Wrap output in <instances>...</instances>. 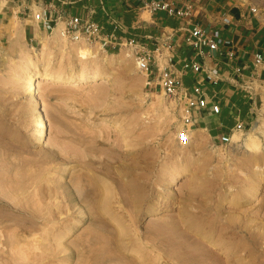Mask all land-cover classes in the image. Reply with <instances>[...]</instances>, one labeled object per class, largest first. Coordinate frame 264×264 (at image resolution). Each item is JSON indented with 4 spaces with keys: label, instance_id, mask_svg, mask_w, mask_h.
Segmentation results:
<instances>
[{
    "label": "rangeland",
    "instance_id": "rangeland-1",
    "mask_svg": "<svg viewBox=\"0 0 264 264\" xmlns=\"http://www.w3.org/2000/svg\"><path fill=\"white\" fill-rule=\"evenodd\" d=\"M230 2L257 6L264 29V0ZM20 10L0 0V264H264V135L251 129L264 120L260 83L229 143L217 137L234 112L179 143V114L126 49L73 44ZM31 73L75 77L37 81L40 143Z\"/></svg>",
    "mask_w": 264,
    "mask_h": 264
},
{
    "label": "built area",
    "instance_id": "built-area-1",
    "mask_svg": "<svg viewBox=\"0 0 264 264\" xmlns=\"http://www.w3.org/2000/svg\"><path fill=\"white\" fill-rule=\"evenodd\" d=\"M10 1L18 2L23 16H31L46 33L57 27L61 38L76 45H93L106 52L126 49L146 84L169 100L179 114V143L187 142L190 131L200 122L199 117L221 111L218 82H230L228 76L243 82L240 77L244 76V69L250 65L264 66L262 49L252 51L250 61L243 60L247 52L241 46H248L247 43L221 35L219 27L211 22L210 18L216 17L217 0H115L111 4L106 0ZM31 3L38 9H32ZM236 7L245 20H258L257 6ZM126 13L131 14L130 24L124 21ZM97 14L102 16L101 21L95 18ZM163 16L177 24H161ZM152 25L154 32L148 31ZM246 86L254 103L255 89L250 83ZM244 127V121L237 118L217 138L227 144L230 133Z\"/></svg>",
    "mask_w": 264,
    "mask_h": 264
},
{
    "label": "crops",
    "instance_id": "crops-1",
    "mask_svg": "<svg viewBox=\"0 0 264 264\" xmlns=\"http://www.w3.org/2000/svg\"><path fill=\"white\" fill-rule=\"evenodd\" d=\"M71 1V0H66ZM115 0H106L109 4L114 2ZM230 0H217L214 4V15L216 17L210 18L211 22L220 29V34L223 36H229L235 40H238V42L241 43H247L248 46H241L246 50V54L243 57V60L250 61V53L254 51L256 48H260L264 51V29L262 26L255 25V19L249 18L248 20H245L243 17H241V14L239 13L238 8L236 7V4H230ZM122 4V3H121ZM76 4L73 5L72 10H76ZM213 10V9H211ZM97 20H102V16L100 14H97L95 16ZM153 20V17L151 18ZM207 21V18H205ZM124 21L127 24H130L131 22V14L126 13L124 16ZM154 21V20H153ZM156 25L158 22H155ZM161 24L165 25H176L177 21L168 18V17H161ZM212 24V25H213ZM30 29L35 31L34 24H29ZM211 26V25H210ZM159 29V28H158ZM156 28L154 25L152 27L148 28V31H155ZM139 32H144L142 29H138ZM253 44L258 46H253ZM249 53V54H248ZM249 64V63H248ZM244 76L240 77V79L245 82H241L238 79H236L234 76H228L230 82H218L217 86L220 88L221 92V111L219 113H207L202 117H199V124L196 126L195 129L199 128H207L208 126H211L212 123H215V128H220V126L223 124L218 123L216 124V121H213L214 116L221 115L224 112H234L236 115V119H240V115L247 114L249 112L254 111V107L250 100V95L248 92L249 88L246 86L247 83L253 84L255 81H258L260 84L264 82V66H256L255 68L253 66H249L248 68L244 69ZM253 74L250 76V74ZM230 75V72H228ZM234 79V80H232ZM263 80V81H262ZM239 84H236L238 83ZM239 85V86H238ZM256 89V88H255ZM241 101V103L239 102ZM242 104L241 110L239 104ZM246 104V105H244ZM247 108V110H245ZM237 112V113H236ZM219 117V116H218ZM244 120V119H243ZM245 121V120H244ZM221 129V128H220Z\"/></svg>",
    "mask_w": 264,
    "mask_h": 264
},
{
    "label": "bare ground",
    "instance_id": "bare-ground-1",
    "mask_svg": "<svg viewBox=\"0 0 264 264\" xmlns=\"http://www.w3.org/2000/svg\"><path fill=\"white\" fill-rule=\"evenodd\" d=\"M37 31L40 32V30H37ZM41 31H42V29H41ZM39 32H35V37L37 38L38 46H40V45L43 46L42 44L46 43L45 42L46 40H45V38H43L42 33L40 32L41 33L40 34ZM53 32L56 34V32H58V28L56 27ZM74 78L75 77H73L72 75L58 76V75H53V74H48V73H41V74L31 73L30 75L27 76V78L25 80V88H26V95H28L31 99L30 104H29V108L31 109V111L34 114L35 122H34L33 137H34L36 143H40L43 140L42 138H43V134H44V127L46 125L45 116H44V113L42 110L41 101L39 100V98L36 94V92H37V89H36L37 81L49 79V80L58 81L61 83H69L72 80H75ZM99 78H104V76H102L100 74H93L88 79L89 80H98ZM80 80L81 81L87 80V78L82 77ZM257 87L259 88V90L261 92V98H262L263 103H264V82L262 84H257ZM251 129H252L253 134H255V136H257V137L260 136L262 133L264 135V120H261V119L255 120L254 125L252 126ZM253 141H254L253 137H245V138L242 137V138H240V142H241L240 144H242V145H247L248 143L250 144V142L252 143ZM204 239H205V241L210 242L211 245L214 247L218 245L215 241H212L208 236H205Z\"/></svg>",
    "mask_w": 264,
    "mask_h": 264
}]
</instances>
